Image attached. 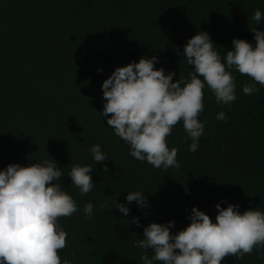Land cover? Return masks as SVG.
Returning <instances> with one entry per match:
<instances>
[{
	"label": "trees",
	"instance_id": "16d2710c",
	"mask_svg": "<svg viewBox=\"0 0 264 264\" xmlns=\"http://www.w3.org/2000/svg\"><path fill=\"white\" fill-rule=\"evenodd\" d=\"M256 9L259 25L251 19ZM255 27L264 30V0H0V170L51 159L61 168L60 184L77 204L72 216L58 221L67 233L62 261L143 264L141 254L153 253L134 242L150 222L174 221L175 234L190 223L193 206L213 222L217 203L264 211V86L244 94L252 81L232 69L236 100L228 105L205 86L198 119L207 123L198 150L189 151L182 122L167 138L168 147L178 149V169L133 158L101 115V85L115 68L155 56L154 67L174 72V81L189 78L194 69L183 50L194 34L207 32L226 64L233 38L255 46ZM219 112L227 119L218 120ZM94 144L109 160L95 164ZM73 164L93 167L87 195L68 177ZM136 191L147 207L126 201ZM114 198L128 207L127 216ZM89 202L91 218L83 210ZM260 253L264 247L221 264H264Z\"/></svg>",
	"mask_w": 264,
	"mask_h": 264
},
{
	"label": "clouds",
	"instance_id": "9594fccd",
	"mask_svg": "<svg viewBox=\"0 0 264 264\" xmlns=\"http://www.w3.org/2000/svg\"><path fill=\"white\" fill-rule=\"evenodd\" d=\"M251 19L259 25L262 13L254 10ZM255 46L244 39L233 38V49L226 52V64L214 50L213 42L205 31L188 39L183 55L194 72L189 78L173 80L174 72L165 74L163 68L154 67L156 57H141L138 62L115 68L101 87L105 103L101 115L114 134L130 146L129 154L146 161L154 168H179L178 149L168 147L173 128L182 122L191 139L189 151L199 147L207 121L198 117L204 111L205 86L218 104L228 105L236 100L235 69L248 77L242 91L251 96L264 86V30L255 27ZM202 77L203 79H200ZM218 120H226L224 112ZM96 163L109 160L99 144L90 148ZM91 165L73 164L68 177L87 195L93 189ZM103 171L108 172L107 165ZM64 176L54 160H43L21 166L9 164L0 170V264H71L61 260L60 250L67 246V233L59 224L62 217L77 211L73 197L63 190L60 180ZM129 203L147 207L142 192H128ZM115 208L125 216L129 209L117 203ZM103 208L104 205H101ZM215 222L195 206L191 209L190 223L173 234L174 221L167 224L150 222L143 229V238L134 246L151 250V258L141 254L143 264H221L227 256L243 259L254 249L264 247V211L247 209L238 211V205L229 203L215 206ZM94 205H84V213L91 218ZM133 223L139 226L138 218ZM264 259V253H260Z\"/></svg>",
	"mask_w": 264,
	"mask_h": 264
}]
</instances>
